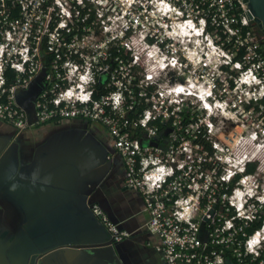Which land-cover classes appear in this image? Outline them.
<instances>
[{"label": "built area", "instance_id": "2783aa9c", "mask_svg": "<svg viewBox=\"0 0 264 264\" xmlns=\"http://www.w3.org/2000/svg\"><path fill=\"white\" fill-rule=\"evenodd\" d=\"M158 2L179 8L176 19L185 23L190 20L179 5L189 2L201 13L202 35L211 34L209 20L228 35L226 43L236 36L233 58L241 47L247 53L243 62H231L240 73H252L264 90L263 41L251 31L242 35L243 27L255 23L244 0ZM158 2L131 0L120 13L110 0H0V120L17 130L69 119L104 125L125 164L126 187L143 196L147 228L166 264H264V194L256 177L262 162L222 157L209 138L210 125L199 123L196 107L185 101L199 95L185 78H162L184 63L177 50L165 48L175 38ZM236 10L239 18L232 15ZM145 12L161 22L150 24ZM40 75L45 86L31 123L16 95ZM156 121H170L172 136L157 139ZM251 164H257L253 173ZM90 209L115 241L130 236L100 205Z\"/></svg>", "mask_w": 264, "mask_h": 264}, {"label": "crops", "instance_id": "0c3cea01", "mask_svg": "<svg viewBox=\"0 0 264 264\" xmlns=\"http://www.w3.org/2000/svg\"><path fill=\"white\" fill-rule=\"evenodd\" d=\"M44 86L40 75L17 92L31 123ZM112 143L104 125L85 119L23 130L0 120V264H30L36 251L54 245L109 239L92 204L130 236L92 251H50L39 264H166L147 228L143 196L126 187L125 164Z\"/></svg>", "mask_w": 264, "mask_h": 264}, {"label": "rangeland", "instance_id": "374dc122", "mask_svg": "<svg viewBox=\"0 0 264 264\" xmlns=\"http://www.w3.org/2000/svg\"><path fill=\"white\" fill-rule=\"evenodd\" d=\"M110 1L120 7V13L129 8L131 2ZM157 5L160 13L162 15L166 13L165 18H169V35L175 38V41H172L174 45L170 44L165 48L177 50L180 60L184 63L181 70H173L168 76L164 74L162 78L165 80L171 78L172 82L185 78L187 87L199 95L186 96L185 101L196 107L201 119L199 123L210 125L209 138L221 150L222 157L236 156L235 160L254 157L259 164L262 162L261 171L258 170L256 177L261 179L259 181L262 185L261 193L264 194V133H261L264 109L259 107L254 111L245 110L252 100L264 96L263 83L255 79L249 71L240 73L239 68L233 65L232 54L236 49L233 45L229 47L230 51H226L223 45L217 42L219 39L215 40L213 34L202 35L197 20L201 13L189 2L179 5L184 12L183 19L190 20L186 23L182 19H176L175 11L179 10L178 6L175 10L173 4L168 6L166 3L158 2ZM148 22L152 24L161 20L156 16H149ZM232 71H235V74H232ZM231 81L234 82L235 88L231 87ZM205 104L211 111L205 109ZM256 135L258 139L254 141Z\"/></svg>", "mask_w": 264, "mask_h": 264}, {"label": "trees", "instance_id": "16d2710c", "mask_svg": "<svg viewBox=\"0 0 264 264\" xmlns=\"http://www.w3.org/2000/svg\"><path fill=\"white\" fill-rule=\"evenodd\" d=\"M232 15L236 16L237 18H239V10L234 11L232 13ZM240 25H241L240 23L239 24H235L234 27H238ZM206 30H207L208 33L219 35L218 38H221L220 43L225 42L227 37H228V35H226L220 28L217 29L215 27H212L209 20H208V23H207ZM250 31L252 32V34H254L253 36L255 38H261L262 39L263 47H264V34L259 29V27H258V25L256 23L251 24V26H249V27H243L242 28V35L246 36V34L248 32H250ZM236 41H237L236 36L231 37L230 43H226L225 42V45H224L225 49H229V47H231L233 44H236ZM262 52L264 54V48H263ZM246 53H247L246 49L244 47H241L239 52H238V54L233 58V61H235V62H237V61L243 62V57L246 55ZM246 68H247V66L245 65L244 69H246ZM231 73L235 74V71H232ZM236 76H238V73L236 74ZM231 84H232L231 87L233 88L235 86L234 82L231 81ZM135 91H136V95L138 96L139 90L136 89ZM98 95H99V93H98ZM96 96H97V94H96ZM145 107H146L145 103H142L140 105L137 104V109L139 110V112H142L145 109ZM259 107H262L264 109V99H261L256 104H255V102H250L246 106L245 110L246 111H251V110L254 111V110H258ZM183 112L187 113L188 109L184 108ZM263 114H264V111H263ZM132 117H135V112L132 113ZM153 124L155 126H157V129H158V137H157V139H159V138L168 139L170 136H172L171 127H170V124H171L170 121L167 124H165V125L160 123V121L153 122L152 125ZM263 127H264V124H263ZM202 143L207 146V149L209 151L213 152V149L211 148V145L209 143H206L204 141H202ZM256 167H257V164H251L249 166V168H248V172L249 173H253L255 171ZM252 231H253L252 229L249 230L250 233Z\"/></svg>", "mask_w": 264, "mask_h": 264}, {"label": "water", "instance_id": "95a60500", "mask_svg": "<svg viewBox=\"0 0 264 264\" xmlns=\"http://www.w3.org/2000/svg\"><path fill=\"white\" fill-rule=\"evenodd\" d=\"M244 2L247 4L249 9V17L254 20L259 29H261V31L264 33V0H244ZM108 235L110 237L109 239L80 240L61 245H54L49 250L36 251L32 256L30 264H39L41 259L46 257V255L50 253V251L52 253L57 249L60 250L64 249L65 247L92 251L93 249H98L99 247L102 248L117 243V241H115L109 233Z\"/></svg>", "mask_w": 264, "mask_h": 264}, {"label": "flooded vegetation", "instance_id": "af4514ba", "mask_svg": "<svg viewBox=\"0 0 264 264\" xmlns=\"http://www.w3.org/2000/svg\"><path fill=\"white\" fill-rule=\"evenodd\" d=\"M261 30V29H260ZM264 34V33H263ZM30 263H31V261H30Z\"/></svg>", "mask_w": 264, "mask_h": 264}, {"label": "bare ground", "instance_id": "6f19581e", "mask_svg": "<svg viewBox=\"0 0 264 264\" xmlns=\"http://www.w3.org/2000/svg\"><path fill=\"white\" fill-rule=\"evenodd\" d=\"M241 130V129H240ZM258 157V156H257ZM258 159V158H257Z\"/></svg>", "mask_w": 264, "mask_h": 264}]
</instances>
